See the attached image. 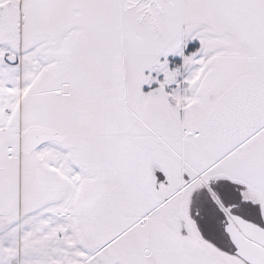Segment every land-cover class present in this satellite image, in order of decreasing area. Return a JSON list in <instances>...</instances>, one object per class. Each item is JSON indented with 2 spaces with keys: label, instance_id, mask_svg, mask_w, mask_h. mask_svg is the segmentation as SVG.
Wrapping results in <instances>:
<instances>
[{
  "label": "snow or ice",
  "instance_id": "obj_1",
  "mask_svg": "<svg viewBox=\"0 0 264 264\" xmlns=\"http://www.w3.org/2000/svg\"><path fill=\"white\" fill-rule=\"evenodd\" d=\"M0 264H264V0H0Z\"/></svg>",
  "mask_w": 264,
  "mask_h": 264
}]
</instances>
